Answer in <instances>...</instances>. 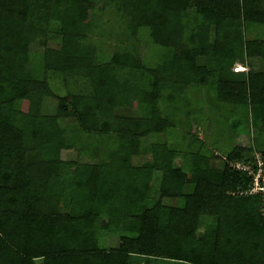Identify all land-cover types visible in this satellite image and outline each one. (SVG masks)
Returning <instances> with one entry per match:
<instances>
[{"label": "trees", "instance_id": "trees-1", "mask_svg": "<svg viewBox=\"0 0 264 264\" xmlns=\"http://www.w3.org/2000/svg\"><path fill=\"white\" fill-rule=\"evenodd\" d=\"M99 10L121 21L99 33L109 59L90 39ZM260 27L264 0H0V264H264L261 197L237 193L251 179L228 162L254 149L228 145L212 164L193 104L202 91L232 127L264 129V34L247 35ZM142 30L160 51L148 61ZM52 34L60 46L33 53ZM51 72L68 94L47 114Z\"/></svg>", "mask_w": 264, "mask_h": 264}, {"label": "rangeland", "instance_id": "rangeland-1", "mask_svg": "<svg viewBox=\"0 0 264 264\" xmlns=\"http://www.w3.org/2000/svg\"><path fill=\"white\" fill-rule=\"evenodd\" d=\"M100 9V7L98 8ZM98 17L99 21L102 22L100 27H96V33L94 35H91L90 39L97 47L98 55L103 57L104 59H109L115 50L114 48V42L111 40L110 37H101L99 33L109 30L114 27H118V29H121V21L112 13V12H106L99 10L98 11ZM256 34L263 35L264 29L261 27L259 29H250V31L247 32V35L249 37L256 36ZM139 39H141V42L136 43L138 47V51L140 52V55L143 57L145 61H148L149 59H152V57H155L156 52H160L158 46H153L150 42L151 39H149V36L147 34L146 30H142L140 36H138ZM137 39L133 40L132 43H135ZM61 42V38L59 36H56V34H52L49 39L46 40L45 43L42 41L33 43L32 51L33 53H36L39 51V47H42L44 45L59 47ZM35 45V46H34ZM42 45V46H40ZM100 58V57H99ZM200 61V60H199ZM202 61V60H201ZM254 67L256 68H264V64L259 61L258 58H254L252 61ZM233 69L236 71H246L249 69V66L246 63L236 62L233 65ZM64 77L60 72H51L49 74V80L51 83V87L54 91V95L52 96H46L43 103V112L50 114L55 113L57 108V97L58 96H65L68 94L66 82H64ZM79 85H82V81H77ZM200 89V88H198ZM204 88H201L203 90ZM200 96L198 98H194L196 101H193L194 106L196 108H201V112L198 116L195 117V121L199 123L198 129L200 132V136L204 138V141L206 142L207 149L210 151L211 158L213 160L212 164L216 165H223L227 160V153L226 150L228 149V145H240V146H247L254 149L253 153L255 151L261 152V149H264V129L260 126H257L254 124V121L252 120V117L247 121V119H244L245 121L242 122L237 127H232L231 122L234 121V114L228 113V111L225 113H228L227 118H221L216 115V112H213L212 108L210 109L208 105L206 104V98L204 96V93L201 91ZM120 112L124 114H139V109L137 108H123L119 109ZM239 112V110H238ZM236 118V116H235ZM218 120V123L216 122ZM61 123L63 126H72L75 123V119L67 118L61 120ZM84 139L89 138L88 135H82ZM175 137V136H173ZM67 158L71 159H79L80 161H98L97 158H93L86 153L80 154L77 151H69L67 153ZM150 158L149 155H139L134 157V162L137 164H141L148 160ZM183 160L181 156H179L175 160V164L177 166L182 165ZM233 162V161H228ZM154 180H153V193L155 197L159 196L158 188L161 178V172L155 171L154 173ZM188 189H192V187L188 186ZM167 203L178 205L180 203V199H165ZM202 231V229H201ZM118 244V236L114 233L112 234H106L103 237V245L109 247V246H115Z\"/></svg>", "mask_w": 264, "mask_h": 264}, {"label": "built area", "instance_id": "built-area-1", "mask_svg": "<svg viewBox=\"0 0 264 264\" xmlns=\"http://www.w3.org/2000/svg\"><path fill=\"white\" fill-rule=\"evenodd\" d=\"M231 164L234 168L245 172L251 179L250 185L239 189L237 193L259 195L261 197L262 212L264 213V154L255 151L251 160H235Z\"/></svg>", "mask_w": 264, "mask_h": 264}]
</instances>
